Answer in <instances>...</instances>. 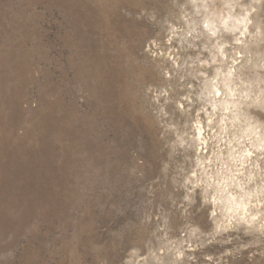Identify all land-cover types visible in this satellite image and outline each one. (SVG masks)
I'll return each mask as SVG.
<instances>
[{
	"label": "rangeland",
	"instance_id": "rangeland-1",
	"mask_svg": "<svg viewBox=\"0 0 264 264\" xmlns=\"http://www.w3.org/2000/svg\"><path fill=\"white\" fill-rule=\"evenodd\" d=\"M0 264H264V0H0Z\"/></svg>",
	"mask_w": 264,
	"mask_h": 264
},
{
	"label": "bare ground",
	"instance_id": "bare-ground-1",
	"mask_svg": "<svg viewBox=\"0 0 264 264\" xmlns=\"http://www.w3.org/2000/svg\"><path fill=\"white\" fill-rule=\"evenodd\" d=\"M229 200H230V202H233L235 204H238V206L240 208V211L241 210L244 211L245 210V207L247 206L246 205L247 201L246 200H242V198L240 199V201H238L237 197H231Z\"/></svg>",
	"mask_w": 264,
	"mask_h": 264
}]
</instances>
